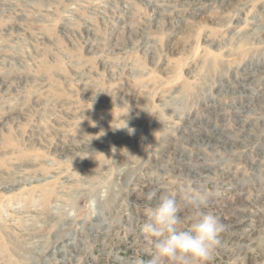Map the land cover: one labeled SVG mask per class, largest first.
Returning a JSON list of instances; mask_svg holds the SVG:
<instances>
[{
  "label": "rangeland",
  "instance_id": "obj_1",
  "mask_svg": "<svg viewBox=\"0 0 264 264\" xmlns=\"http://www.w3.org/2000/svg\"><path fill=\"white\" fill-rule=\"evenodd\" d=\"M157 188L264 264V0H0V264H147Z\"/></svg>",
  "mask_w": 264,
  "mask_h": 264
},
{
  "label": "clouds",
  "instance_id": "obj_2",
  "mask_svg": "<svg viewBox=\"0 0 264 264\" xmlns=\"http://www.w3.org/2000/svg\"><path fill=\"white\" fill-rule=\"evenodd\" d=\"M145 198L151 205V213L140 231L150 256L147 264H205L221 245L225 225L218 216L205 211L202 202L190 192L181 194L192 209L188 217L178 214L177 195L166 189H153ZM185 221L188 227L181 230L179 226Z\"/></svg>",
  "mask_w": 264,
  "mask_h": 264
},
{
  "label": "built area",
  "instance_id": "obj_3",
  "mask_svg": "<svg viewBox=\"0 0 264 264\" xmlns=\"http://www.w3.org/2000/svg\"><path fill=\"white\" fill-rule=\"evenodd\" d=\"M119 256V257H118ZM118 256H116L117 257V261L119 262L120 261V264H129L128 262H124V260H123V258H124V256H123V254H118ZM95 257V256H94ZM123 260V261H122ZM138 260H139V258H138V256H136V258H135V261H134V263L133 264H135V262H136V264H138ZM141 261V260H140ZM61 262V261H60Z\"/></svg>",
  "mask_w": 264,
  "mask_h": 264
},
{
  "label": "bare ground",
  "instance_id": "obj_4",
  "mask_svg": "<svg viewBox=\"0 0 264 264\" xmlns=\"http://www.w3.org/2000/svg\"><path fill=\"white\" fill-rule=\"evenodd\" d=\"M201 3V2H200ZM229 135V134H228Z\"/></svg>",
  "mask_w": 264,
  "mask_h": 264
}]
</instances>
